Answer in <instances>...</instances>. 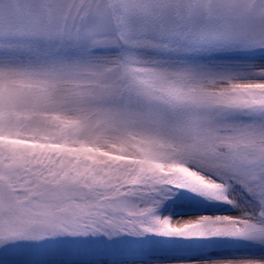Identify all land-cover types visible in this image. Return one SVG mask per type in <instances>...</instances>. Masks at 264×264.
Returning a JSON list of instances; mask_svg holds the SVG:
<instances>
[{"label": "snow or ice", "instance_id": "snow-or-ice-1", "mask_svg": "<svg viewBox=\"0 0 264 264\" xmlns=\"http://www.w3.org/2000/svg\"><path fill=\"white\" fill-rule=\"evenodd\" d=\"M0 264H264V0H0Z\"/></svg>", "mask_w": 264, "mask_h": 264}, {"label": "rangeland", "instance_id": "rangeland-1", "mask_svg": "<svg viewBox=\"0 0 264 264\" xmlns=\"http://www.w3.org/2000/svg\"><path fill=\"white\" fill-rule=\"evenodd\" d=\"M200 210H216V211H225L226 210V206L224 207H213L211 205H202Z\"/></svg>", "mask_w": 264, "mask_h": 264}]
</instances>
